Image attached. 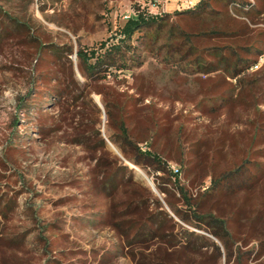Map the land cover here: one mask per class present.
Listing matches in <instances>:
<instances>
[{
  "label": "rangeland",
  "instance_id": "1",
  "mask_svg": "<svg viewBox=\"0 0 264 264\" xmlns=\"http://www.w3.org/2000/svg\"><path fill=\"white\" fill-rule=\"evenodd\" d=\"M200 2L207 4L204 14L187 13ZM138 9L168 15L169 24L192 34L203 54L220 46L234 48L243 60L258 62L264 55V0H0V264H236L240 254L248 264H264V177L253 193L207 198L211 176L197 169L200 161L190 154L197 142L219 148L225 134L231 147L226 158L216 156L218 170L240 163L244 137L254 134L256 111L264 120V91L245 98L252 107L210 115L220 104L219 93L207 90L217 75H194L191 59L180 65L176 55L167 61L166 49H159L165 41L146 46L141 39L136 42L141 68L90 85L83 99L76 92L59 101L46 92L65 86L71 71L83 87L87 80L76 51L113 37ZM216 27L225 36L203 35ZM262 73L264 63L224 78L235 87ZM98 88L127 95L130 110L145 111L142 124L134 115L127 125L143 150H164L170 170H181L179 185L170 172L134 165L110 142L109 136L120 132L109 122ZM225 98L227 106L232 96ZM178 150L182 164L176 162ZM260 150L262 143L251 149ZM259 156H249L260 164L250 165L256 178L264 172ZM118 168L116 183L106 185L105 178ZM179 186L193 200L202 198V208H219L217 215L228 219L236 234L231 257L218 239L190 223L194 207L184 203ZM143 226L156 235L137 238ZM192 232L212 243L201 251H181Z\"/></svg>",
  "mask_w": 264,
  "mask_h": 264
},
{
  "label": "trees",
  "instance_id": "2",
  "mask_svg": "<svg viewBox=\"0 0 264 264\" xmlns=\"http://www.w3.org/2000/svg\"><path fill=\"white\" fill-rule=\"evenodd\" d=\"M195 7V10L187 13L194 17H200L204 14L207 4L200 2V4H197ZM232 34H235V32ZM203 35L212 38H219L223 35L225 36L224 32L218 27L211 28L203 33ZM192 38V34L179 31L174 28L173 25H170L168 15H155L138 9L134 15L127 18L124 25L119 28L118 32L113 37L99 42L94 47L90 48L82 46L76 51L78 69L81 75L87 80V83L84 84L83 87H81L82 85H80V83L74 78V73L71 71V73L65 77H69L68 79L70 80L65 86H60L59 88L49 87L46 92L49 91L47 92L48 95L51 98H57L59 101H62L67 96H72L76 92H78L76 98L83 99L84 93L90 85L97 86V84L108 80V77L111 75L114 76L117 73H126L141 68L144 62L142 53L140 52L139 46L136 45V42L143 39V41H145L144 45L146 46L158 45L161 41H165V43L160 44L159 49H166L167 52L165 58L167 61H173L177 57L176 55H180L178 58L180 65L182 62L191 59L188 64L194 69V75L202 74L205 77L217 75L211 80L212 82L209 84L207 90L219 93L215 98L216 101L220 100V104L218 107L211 108L208 114L215 115L217 111H221L224 108H227V112H233L237 106H245L247 108L249 106L252 107L254 103L245 98L255 99L258 93L264 91V84H261L264 82V73L261 75L256 74L248 79L239 81L238 85L235 87L230 85L227 78H224V75L229 74L230 77L237 78L244 71L252 70L257 61L243 60L232 47L224 48L213 46L205 51L206 54H203L204 52H199L198 48L193 44ZM226 50H228L227 53L225 52ZM53 52L59 54L60 50L54 49ZM73 53L74 51L71 49L68 55H72ZM205 55L213 60H206ZM67 60L70 63L69 56L67 57ZM59 81H61V79ZM237 90L238 93L235 94ZM96 93L102 96V103L109 122L117 125L118 131L120 132L117 136L118 138L115 136H109L110 142L118 146L124 157L134 165L163 173L170 172L175 179V183H178L179 185L181 183V170L177 169L176 172L170 170L168 167V160L162 155L164 150L162 149L160 153L153 150L151 147L143 150L139 146L141 139L132 134V131L127 125L128 121L133 119L130 117L134 115L135 121L138 122V124H142L143 113L145 111L141 113L138 109L134 110V108H131L130 110L128 105L130 100L127 95H112L110 92H105L100 88L96 89ZM230 95L232 96V99L226 106L223 102L226 99L225 97H229ZM117 114L120 115L119 121L116 120ZM251 126L254 129L253 137H251V139L248 134L245 135L244 139L247 144L246 148L242 151L243 154L240 163H233V168H223L222 170H218V168H220L219 162H214L216 156L219 155L220 159L224 156L226 158L228 155L227 149L231 147V141L228 144V135H222V140H219L221 141L219 148L215 146L209 148L204 144L197 142L198 144L196 146L198 148H196L195 151H190V154L200 161L198 166L196 164L198 167L197 169L200 168L202 173L205 175L210 174L211 176L210 186L206 189L205 197H215L216 195L221 198L222 196H236L244 192L253 193L256 187L261 183V178L264 177V172H262L257 178L262 177L257 179L255 176L257 174L251 172L250 165H253L258 169L260 164L252 162L249 159V156L253 153L264 158V150L257 152L251 151L255 144H264V120L261 112L256 111V118L251 122ZM261 133L262 139L258 140ZM156 135L161 138L163 133L159 134V132H157L155 133V136ZM101 143L106 145L104 140H102ZM249 143H251L250 146ZM233 144H235L234 140ZM167 157L170 158L171 154H167ZM183 159L184 154L182 155V152L178 150L176 162L182 164L184 162ZM168 169L169 171H167ZM120 174L121 168H118L108 175L105 178L106 185L116 183ZM179 187L184 203L190 208L192 206L194 207L193 220L190 221V223L195 228L204 230L218 239L224 246L227 256L231 257L232 247L230 246V241H232V238H236V234L232 232L228 219H225V217L222 216L223 213L222 215H217V213H221L219 208L216 211L213 209L202 208V198L195 201L189 196V192L186 188L183 186ZM155 235L156 234L152 228L146 229V226H143V229L137 232L136 237L143 238V236H146L147 238H152ZM262 235H264V232H261V236ZM210 242L211 240L208 237L192 232L187 235V240L182 244L181 251H201L204 245ZM261 243L262 246H264V239ZM213 246L217 255L221 256L222 252L220 247L215 243H213ZM236 264H248V261L243 259V256L240 254L239 258L236 260Z\"/></svg>",
  "mask_w": 264,
  "mask_h": 264
},
{
  "label": "built area",
  "instance_id": "3",
  "mask_svg": "<svg viewBox=\"0 0 264 264\" xmlns=\"http://www.w3.org/2000/svg\"><path fill=\"white\" fill-rule=\"evenodd\" d=\"M264 63V55L261 56L260 60L256 63V65L252 68V71L259 70L262 64Z\"/></svg>",
  "mask_w": 264,
  "mask_h": 264
}]
</instances>
